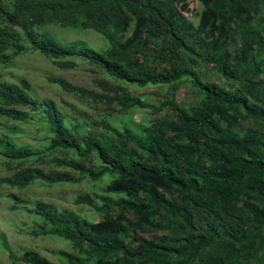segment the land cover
Listing matches in <instances>:
<instances>
[{
	"label": "trees",
	"instance_id": "16d2710c",
	"mask_svg": "<svg viewBox=\"0 0 264 264\" xmlns=\"http://www.w3.org/2000/svg\"><path fill=\"white\" fill-rule=\"evenodd\" d=\"M199 2L195 24L184 0H0L1 66L27 44L61 69L76 66L65 59L79 58L107 77L98 81L105 93L56 76L47 81L119 112L156 113L136 131L115 127L112 113L81 130L52 100L36 97L26 79L0 81V157L10 171L0 175V187L111 177L105 195L74 200L95 210L96 222L9 195L31 204L39 224L30 235L71 244L75 254L52 251L61 264H264V0ZM48 25L94 31L108 47L99 53L81 41L61 44L36 30ZM203 66L222 80H206ZM118 83H187L197 103L165 98L153 106ZM34 117L50 134V163L69 171L23 167L44 151L18 146L12 135L19 130L3 122ZM0 245L14 262L53 264L32 249L16 256L1 234Z\"/></svg>",
	"mask_w": 264,
	"mask_h": 264
},
{
	"label": "rangeland",
	"instance_id": "374dc122",
	"mask_svg": "<svg viewBox=\"0 0 264 264\" xmlns=\"http://www.w3.org/2000/svg\"><path fill=\"white\" fill-rule=\"evenodd\" d=\"M188 12L186 17L195 24L202 10L199 0H184ZM36 30H45L53 38L61 43L68 44L71 42L81 41L92 50L102 53L108 43L104 37L91 30L82 29H63L55 25L36 28ZM64 61L75 63L73 69H61L53 64V60L41 55L30 45H26V50L17 56L12 63L7 66L0 65V81H6L18 84V80L26 79L33 91V94L39 98L52 100L57 107L62 110L72 124L78 126L81 130L91 129L94 123L99 122L107 113H112L116 121H113L115 127L121 128L126 126L133 131L138 127L149 125L155 118L156 113L153 109H133L127 112H119L115 105H104L101 103H92L89 100L79 98L73 94L62 91L57 85L47 81L48 76L60 77L68 83L94 90L99 93H105L98 85V81L106 80L107 77L87 61L79 58H68ZM208 81H220L221 77L217 76L213 67H201ZM131 94L143 98V100L153 106H157L165 98H170L177 102L178 105L196 104L197 98L193 88L185 83L177 86H146L137 87L136 85L120 84ZM166 111L159 113L164 116ZM8 127H14L19 130L12 137L18 146H29L39 149L43 152L41 161L31 160L25 162L23 167L34 166L45 169H54L56 171H69L64 168L56 167L50 163L51 157L49 152L45 151L48 146L50 134L43 123H39L34 117L27 123L3 122ZM46 155V156H44ZM54 156L60 157L61 154L54 153ZM14 167V164H11ZM3 159L0 157V175L8 174ZM111 177L104 176L100 181L92 183L84 180L77 184L46 185L35 182L25 189H17L10 186L0 187V234L4 237L8 248L16 255H21L25 250L32 249L37 251L53 264H61L64 259L58 255L52 254V251L62 250L75 254L71 244L61 238L53 236H33L29 232L39 224L30 212L31 204L20 205L9 198V195H16L18 198L26 200L28 203L33 201H43L54 204L59 208H65L77 213L80 217L91 222L98 221L99 214L85 204L75 205L74 200L77 196L88 194L105 195L103 189L110 182ZM109 197H115L110 196ZM98 201V200H97ZM17 207L15 210L12 207ZM0 264H24L12 261L7 251L0 245Z\"/></svg>",
	"mask_w": 264,
	"mask_h": 264
}]
</instances>
